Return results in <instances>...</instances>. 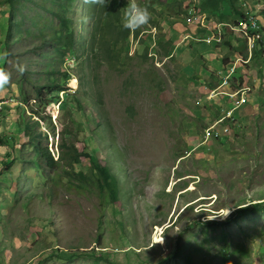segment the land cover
Instances as JSON below:
<instances>
[{"label":"rangeland","instance_id":"rangeland-1","mask_svg":"<svg viewBox=\"0 0 264 264\" xmlns=\"http://www.w3.org/2000/svg\"><path fill=\"white\" fill-rule=\"evenodd\" d=\"M175 1L167 0L161 10L137 0L151 12L149 24L120 45L125 56L120 64L109 67L94 60L92 71L83 63L88 52L82 55L94 25L90 11L78 0L70 14L80 57L74 56L73 67H67L72 73L68 86L82 97L85 119L76 106L75 111L70 106L63 110L66 95L60 92L59 102L46 109L56 134L46 123L39 127L50 132L55 158L64 125L80 129L79 149L94 152L119 180V200L112 203L97 185L79 187L82 183L68 182L60 169L46 171L45 177L31 160L32 148L18 124L31 108L18 101L22 93L33 97L34 83L47 80L44 69L52 52L27 29H33L32 16L44 14L40 26L54 17L29 2L25 29L20 33L13 28L8 39L10 7L0 0V53H7L0 66L12 72L10 84L0 91V104L7 102L0 134L11 141L0 146V264H264V209L237 212L229 219L238 207L264 202V62L237 63L238 40L247 37L240 32L230 37L239 51L223 69L229 49L205 40L214 32L213 24L206 26L202 17L190 16L184 8L196 0H178L182 12L171 6ZM53 3L48 0L45 6ZM248 3L253 6L256 0ZM127 4L121 0L122 14ZM260 11L255 14L264 25ZM168 38L171 45L165 44ZM16 62L26 66L23 74L15 71ZM226 66L230 73L237 70L234 75L242 81L236 84L250 91L234 110L237 122L228 125L223 137L206 138L217 114L235 105L234 98L222 95L230 90L221 86L224 75L218 73ZM67 68L59 65L56 74ZM84 69L101 99L98 107L84 93ZM208 82L217 85L214 94ZM31 106L40 105L33 100ZM8 153L15 161L2 168ZM82 159L77 169L91 172L94 162Z\"/></svg>","mask_w":264,"mask_h":264},{"label":"trees","instance_id":"trees-1","mask_svg":"<svg viewBox=\"0 0 264 264\" xmlns=\"http://www.w3.org/2000/svg\"><path fill=\"white\" fill-rule=\"evenodd\" d=\"M4 1L8 3L10 7V24L9 32L7 34L8 39H10L12 35L13 28L18 30L20 33H22L25 29L24 26L27 23H25L26 14L24 13V8H29V5L27 4L29 2L35 1L34 3L37 4V6L41 7L44 12H50L55 18L51 19L44 26H40V16L44 14L39 13L37 17L32 16L31 19V23H33L32 28L36 30H33L31 28L27 29V33L33 32L35 36L40 37L44 41V46L48 47L46 48V50H51V52L53 53V55L52 53L48 54L49 56H51V60L46 63L47 67L44 69L45 73L49 74L47 80L42 84L34 83L35 95L33 97H31L30 95L27 96V94L22 93V97L18 101L26 103L28 107L31 108V112L29 114L22 113L18 118V124L24 134V137H26L29 141V145L31 146L33 151V156L31 157V160H35L37 162L39 169L43 172L45 177H48L46 171L54 172L57 170L59 171L60 169L62 172V176L67 179L68 182L72 183L74 181H79L82 184H78V186L86 188H89V186L92 185H97L98 188L103 192H108V195H102V197L106 201L112 203L117 202L119 200V180L117 176L112 172L111 168L108 165L104 164L101 160L96 157L94 152L89 151L88 148H86V150L79 149L78 142L81 141L79 138V128H77V131L74 132L70 129L69 126L64 125V127L60 130L59 133L60 135L58 141V157L55 158L53 151L49 148L48 136L50 132L48 131V129L43 130L39 127V123H46L47 126L54 132V135L56 134L55 123L53 122L52 116L46 113V109L49 105L54 102V100H57V102H59L60 92H63V94L66 95V98L62 102L63 110L66 109V106H70L73 111L78 109L77 111L83 117L85 115V113L83 112V110L85 109L84 104L82 102V97L79 96L76 92H71L68 86V81L72 75L71 71L68 70L69 68H67L69 66L68 60L70 59V55H72V57L76 56V59L80 57L79 54L75 53V51L78 50V48L76 47L77 38L73 26V18L70 16V14L75 11L74 6L78 0H53V4L56 5L57 8L54 5H51L50 7L45 6V3L48 0H43L42 3H39L37 0ZM148 2L151 8L158 6L159 8H161V10H163L167 0H148ZM246 2L248 3L249 0H196L195 2L190 1L188 5L184 7L189 11L190 16H201L202 14H205L206 16H201L204 20V24L206 26H208L209 24H213L214 32H217V27L222 25V39L219 42L216 40H213V42H215L220 47L229 49V52L225 55L224 60L221 62L223 69L228 63L230 55L233 54V52L235 54L239 51L237 50L239 49V47L235 43H233V40L230 38L231 36L235 35V32L231 30V27L240 24L238 26L239 32H242V34L246 35V32L242 30V27L244 26L246 28L247 33L251 35L256 41V33H252V28H250V26L245 25V19H247L248 12L255 13L256 10L259 11V9H261L260 14L263 17L264 7H262V4H258L259 0H256L255 5L250 6L248 7V9H246L244 8V4ZM182 4L183 2L177 0L171 6L178 7L179 10L182 12ZM86 6L90 11L89 18L91 19L94 25L92 33L90 35L91 41L89 48H87L86 51H84V49L82 50V55L87 54V52L89 54L88 57H86V61H83V63H85L86 66L90 67V71H92L91 67L94 60H96L99 64L101 62L106 63L109 67H114V65L118 63L120 64L125 59V56H122L120 45L123 44L124 41L130 35L137 38L141 32V29H138L135 32H131L122 27L121 0H111V2L106 6V8H101L97 5L89 4H86ZM190 9H192L191 12ZM240 20L244 21L241 22ZM259 22L262 24L260 20ZM261 28L262 36L255 42V45L252 48L251 59L249 54V60L255 61L258 64L264 62L263 24ZM212 33L213 31H211L208 36ZM240 38L241 40L238 41L241 42V51L239 52H241L240 55L244 59H246L249 53V40L247 37L244 36H240ZM165 44L171 45V40L168 38ZM241 45L245 46V50L242 49ZM148 48H146L145 50V58L148 57ZM163 54L166 57L170 56V53L166 49ZM126 57H128L127 54ZM63 63L65 64L67 69L62 70L61 74L57 75V67ZM231 71L232 70H228L229 73ZM261 72L262 70H260V74ZM234 73H237V70ZM236 76L237 74L231 79V82L228 85L230 90L246 86L242 85L240 82L237 85V79L241 80V78H237ZM80 80L81 84L87 86L84 91V93H86V97L92 101L94 106L98 107V105L101 103V99L99 97H95L97 90L95 91V87L91 81V78L89 77V74L85 72V69L80 75ZM207 86L212 90L217 87V85L211 82H208ZM222 95L227 96L226 94ZM3 99L4 98H2L1 100ZM33 100L35 103H39V108H34L31 106V102ZM74 106H76L77 109H74ZM53 108V112H55L56 107ZM101 115H103L102 112ZM217 116L218 118H216L215 120L223 118L225 114H221L219 112ZM237 120L238 116L236 114L234 115L233 112L232 116L225 117L222 123L228 126L236 123ZM211 137L215 139H221L223 135H213ZM9 141L10 140H8L5 136L0 134V146L7 144ZM186 155L187 153L180 154L179 158L185 157ZM84 156L94 162V168L91 166L93 168L91 172L85 173L81 169H77V167L82 164V158ZM14 161V156L11 153H8L5 156L2 168H4L5 166V168L7 169ZM262 209H264V202L250 203L246 206H241L235 209L230 214L229 219H231L232 214L234 215V213L237 212L249 213ZM109 262L113 264V262H111L110 260Z\"/></svg>","mask_w":264,"mask_h":264},{"label":"built area","instance_id":"built-area-1","mask_svg":"<svg viewBox=\"0 0 264 264\" xmlns=\"http://www.w3.org/2000/svg\"><path fill=\"white\" fill-rule=\"evenodd\" d=\"M262 1L264 2V0H259L258 4H260ZM248 7H250V5L246 2L244 4V8L248 9ZM191 10L192 9H190V12H191ZM245 20H246V26H250V28H252V33H256V41L258 39H260L261 36H262V33H261L262 24L259 22L258 17L254 13H249L248 12L247 13V19H245ZM237 26L238 25L231 27V30L233 32L239 34V27H237ZM222 34H223L222 27H217V32H213L212 35L211 36L209 35L205 40H207L208 42H210L211 40H216V41L219 42V40H221ZM241 34H239V35H241ZM242 35H245V34H242ZM256 41H249V45H248V52L249 53H248V57L246 59H244L241 55L236 54L237 58H240V62L242 64H246V63L249 62V54H250V51H251V46H254ZM73 63H75L74 57H72V55H70V59L68 60V65L70 67H73V65H74ZM218 73L220 74V76L224 75L222 77L223 81H222L221 86L229 85L230 82H231V79L235 76L234 75L235 73H229L228 72V66H226V71L225 72H222L221 70H219ZM249 91H250V87H248V86H244V87H241V88L239 87V88H236L234 90H229V91H222V93L226 94L227 96H229L231 98H234L235 105L233 106V108L225 111L226 113H225V116L223 118L215 120L213 122V124H210L206 128V133H205V137L206 138H210L213 135L222 136V135H224V133L226 131L229 130V127L222 123L223 119L225 117L232 116L234 110L236 108H238L239 106L241 107V105L247 100V96L249 94ZM215 92H216V89H213L212 90V94H214ZM0 107H4V103Z\"/></svg>","mask_w":264,"mask_h":264},{"label":"clouds","instance_id":"clouds-1","mask_svg":"<svg viewBox=\"0 0 264 264\" xmlns=\"http://www.w3.org/2000/svg\"><path fill=\"white\" fill-rule=\"evenodd\" d=\"M83 2L85 4L97 5L101 8H106L111 0H83ZM150 20L151 12L149 11L148 7L138 4L137 0H128L127 7L121 17V23L124 29L135 32L136 30L148 25ZM6 56L7 53H0V60H4ZM14 67L15 71L20 74H23L26 71V66L20 64L19 62H16ZM11 80L12 72L7 70L6 67L0 66V91H3L6 86L9 85ZM19 104L24 105L26 103L19 102ZM23 108L24 110L28 109L25 107Z\"/></svg>","mask_w":264,"mask_h":264},{"label":"bare ground","instance_id":"bare-ground-1","mask_svg":"<svg viewBox=\"0 0 264 264\" xmlns=\"http://www.w3.org/2000/svg\"><path fill=\"white\" fill-rule=\"evenodd\" d=\"M254 14H255V13H254ZM240 21H241V20H240ZM242 21H244V20H242ZM242 21H241V22H242ZM239 25H240V24H239ZM239 25H238V26H239ZM245 25H246V24H245ZM221 26H222V25H220L219 27H221ZM238 26H237V27H238ZM248 29H249V28H248ZM242 30L246 32V35H247L248 39H249L250 41H253V37L247 33L246 28H245L244 26L242 27ZM249 31H250V30H249ZM239 33H240V32H239ZM250 34H251V33H250ZM254 40H255V39H254ZM251 49H252V48H251ZM251 53H252V51H251ZM239 61H240V60H238L237 63H238ZM235 69H236V67L233 68V70H235ZM233 72H235V71H233ZM3 103H4V106H5V104H7L6 101H3V102L0 104V106H2ZM1 110H2V111H1ZM3 112H4V108H3V107H0V116L2 115Z\"/></svg>","mask_w":264,"mask_h":264},{"label":"crops","instance_id":"crops-1","mask_svg":"<svg viewBox=\"0 0 264 264\" xmlns=\"http://www.w3.org/2000/svg\"><path fill=\"white\" fill-rule=\"evenodd\" d=\"M187 38V37H186Z\"/></svg>","mask_w":264,"mask_h":264}]
</instances>
